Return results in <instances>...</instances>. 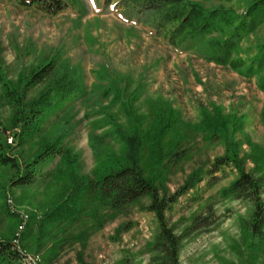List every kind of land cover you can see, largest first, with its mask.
I'll list each match as a JSON object with an SVG mask.
<instances>
[{
  "label": "rangeland",
  "instance_id": "1",
  "mask_svg": "<svg viewBox=\"0 0 264 264\" xmlns=\"http://www.w3.org/2000/svg\"><path fill=\"white\" fill-rule=\"evenodd\" d=\"M61 1L64 9L58 15L0 2V140L23 162L57 139L67 153L66 165L61 159L48 162L44 178L29 189L13 188L12 173L0 167V240L19 239L37 264H152L158 222L146 211L149 200L117 212L84 197L72 219L52 214L76 184L134 159L148 179L174 194L193 173L208 172L226 155L227 141L210 139L204 128L213 120L226 123L231 147L246 171L264 178V67L245 74L264 44V21L223 64L208 54L227 41V32H215L197 45L189 39L191 30L176 35L179 21L164 22L171 9L145 12L139 19L134 6L144 0ZM252 1L196 0L191 6L235 19ZM52 61L55 74L48 85L71 80L77 88L46 117L43 131L21 146L23 105L46 88L24 91V86ZM115 86L121 97L112 91ZM5 88L24 96L17 113ZM176 153L182 155L177 163L172 159ZM237 177L232 168L213 182L205 177L168 212L166 221L178 236L210 209L217 219L185 241L180 264H264V242L253 238L248 227L251 205L227 195Z\"/></svg>",
  "mask_w": 264,
  "mask_h": 264
},
{
  "label": "trees",
  "instance_id": "2",
  "mask_svg": "<svg viewBox=\"0 0 264 264\" xmlns=\"http://www.w3.org/2000/svg\"><path fill=\"white\" fill-rule=\"evenodd\" d=\"M144 1L140 5L134 6L136 9L135 16L140 19L145 12L161 13L163 9H171L170 18L168 16L164 17V22L170 20L179 21L180 28L176 35L191 30L192 33L189 39L192 42H197V45L203 43L208 36L215 32H227L229 36L227 41L215 53L208 54L210 60L223 64L231 62L239 42L253 35L264 21V0L249 2L245 14L235 19H226V12L207 13L198 5L191 6V3L196 0ZM0 2H11L23 9H36L48 15H58L64 9V4L61 0H0ZM134 2H137V0ZM188 7L192 8L188 10ZM223 22L224 25L222 24ZM161 24L164 25L162 21ZM255 66L258 68L264 67V44L260 47L257 56L245 74L251 75ZM54 74L55 65L52 61L33 72L27 79L24 91L41 85H45L46 88L37 100L23 105L26 109H24V112L27 111V114L22 133L18 136L19 145L21 146H23L25 141L34 138L43 131L46 117L59 107L62 99L73 95V91L77 88V85L71 83V80L66 83L56 82L53 86L48 85V80ZM111 89L119 97L122 96V91L119 87L115 86ZM4 96L12 110L17 113L24 96H16L15 92L9 88H5ZM123 106L129 112L128 103L124 102ZM219 122L213 120L208 122V125L204 126V128L209 131L207 135L210 139L214 140L220 136V138L227 141L230 147H228L226 155L217 158L208 172L198 170L193 173L190 179L174 194H169L165 190L162 191L159 188L160 186L156 185L155 180L148 179L136 159L130 163L117 162L114 167L109 166L105 172L100 173L95 180L76 184L65 202L59 205L52 216L58 217V219L62 218V220L72 219L81 211L84 197L96 198L101 204L117 212L142 200H149L150 205L146 208V211L153 214L158 222V234L152 244V251L155 253L152 264H180L185 241L214 226L217 219L214 212L210 209L206 216L195 218L183 235L178 236L175 229L169 226L166 221L168 212L182 198L203 184L205 177L210 178V182H213L216 179V175L222 173L225 168H232L237 171L238 177L229 187L227 195L251 205L253 212L248 227L253 238L263 243L264 178L246 171L244 161L239 158L236 148L231 147L233 144L231 143V137L227 133L226 123L220 122L219 124ZM118 132V135L125 137V132L121 128H118ZM136 135L141 136L139 130ZM134 140L139 141V138L135 137ZM62 141V139H57L52 143H48L33 160L23 162L14 154L11 146L0 140V167L9 169L12 173L11 186L19 189L34 187L41 178H44L43 167L55 159H61V163L66 165L67 153L62 147ZM135 154L138 155L137 153ZM157 157L159 161L164 160L161 154ZM181 157L182 155L176 153L172 159L177 163ZM16 243L17 247L12 244V241L0 240V264H27L26 253L17 238Z\"/></svg>",
  "mask_w": 264,
  "mask_h": 264
},
{
  "label": "built area",
  "instance_id": "3",
  "mask_svg": "<svg viewBox=\"0 0 264 264\" xmlns=\"http://www.w3.org/2000/svg\"><path fill=\"white\" fill-rule=\"evenodd\" d=\"M12 244H14V246L17 247V243H16V239L15 241H12ZM27 257V255H25ZM30 261V264H35V260H29Z\"/></svg>",
  "mask_w": 264,
  "mask_h": 264
},
{
  "label": "bare ground",
  "instance_id": "4",
  "mask_svg": "<svg viewBox=\"0 0 264 264\" xmlns=\"http://www.w3.org/2000/svg\"><path fill=\"white\" fill-rule=\"evenodd\" d=\"M29 260H33V259H30V258H28V256H27V258H26V262H27V264H30V261ZM35 264H37L36 262H35Z\"/></svg>",
  "mask_w": 264,
  "mask_h": 264
}]
</instances>
